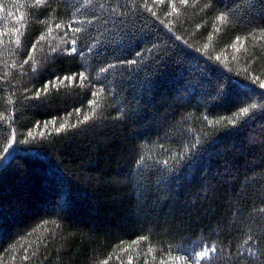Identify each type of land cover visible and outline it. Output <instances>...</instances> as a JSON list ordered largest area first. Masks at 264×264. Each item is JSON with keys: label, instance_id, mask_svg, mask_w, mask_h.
I'll list each match as a JSON object with an SVG mask.
<instances>
[{"label": "trees", "instance_id": "1", "mask_svg": "<svg viewBox=\"0 0 264 264\" xmlns=\"http://www.w3.org/2000/svg\"><path fill=\"white\" fill-rule=\"evenodd\" d=\"M262 85L264 0H0V264H264Z\"/></svg>", "mask_w": 264, "mask_h": 264}, {"label": "rangeland", "instance_id": "2", "mask_svg": "<svg viewBox=\"0 0 264 264\" xmlns=\"http://www.w3.org/2000/svg\"><path fill=\"white\" fill-rule=\"evenodd\" d=\"M184 250H185L186 256L187 257H190V258H192L194 256L195 257H201L200 253H202V252H206L207 253L206 256H208L209 253H210L209 249H206V248L205 249L198 250L196 253H191L189 248H186ZM206 256H204V257H206Z\"/></svg>", "mask_w": 264, "mask_h": 264}, {"label": "snow or ice", "instance_id": "3", "mask_svg": "<svg viewBox=\"0 0 264 264\" xmlns=\"http://www.w3.org/2000/svg\"><path fill=\"white\" fill-rule=\"evenodd\" d=\"M42 2H43V0H36L37 4L42 3ZM181 2L186 4V3H188V0H181ZM219 19L224 20L225 18L224 17H220ZM77 31H78V29H77ZM73 51H75V49H73ZM262 87H264V85H262ZM244 111L246 112L247 109H245ZM85 119H88V118L85 117ZM61 127H63V125H61ZM57 131H60V129H57ZM212 251H215V250L212 249ZM200 255H201V257H204V256L207 255V253L206 252H202V253H200Z\"/></svg>", "mask_w": 264, "mask_h": 264}]
</instances>
